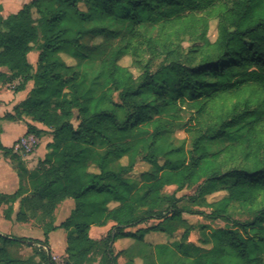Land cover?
<instances>
[{"label":"trees","instance_id":"1","mask_svg":"<svg viewBox=\"0 0 264 264\" xmlns=\"http://www.w3.org/2000/svg\"><path fill=\"white\" fill-rule=\"evenodd\" d=\"M209 20L216 21L213 43L206 38ZM195 21L202 26L198 45L184 53L169 29ZM144 25L157 26L158 34L146 35ZM34 51L35 67L28 59ZM63 51L73 66L62 61ZM95 53L101 54V84L93 89L81 68ZM125 57L136 76L119 64ZM0 68L8 73L0 78L19 81L16 91L32 82L13 114L0 120L26 117L45 130L28 124L25 135H51L32 171L0 143L19 182L12 194H0L3 218L10 220L18 203L15 222L34 223L45 238L0 234V264H55L42 248L57 229L66 232L64 264H90L93 255L99 264L119 258L123 264H264V0H32L0 17ZM247 91L260 100L247 99ZM228 97L241 101L211 116V106ZM184 109L190 111L189 150L169 141ZM217 140L228 146L208 152L205 142ZM138 162L149 168L133 179ZM188 190L191 196L177 197ZM216 193L224 196L207 202ZM66 200L73 207L54 226L55 210ZM233 206L247 209L250 219L232 220ZM183 214L225 227L201 228L190 242L195 226ZM150 221L155 224L129 231ZM109 222L103 239L89 237L91 226ZM149 233L176 240L154 245L144 241ZM120 239L133 244L115 252ZM24 241L42 248L20 259L12 248ZM172 247L175 259L169 258Z\"/></svg>","mask_w":264,"mask_h":264},{"label":"crops","instance_id":"2","mask_svg":"<svg viewBox=\"0 0 264 264\" xmlns=\"http://www.w3.org/2000/svg\"><path fill=\"white\" fill-rule=\"evenodd\" d=\"M31 1L32 0H0V17L6 18L9 15L16 14L22 8L23 5L28 4ZM0 74L4 75L5 77L8 76L7 70L5 68H0ZM5 79L6 78H0V118H2L5 114H13L14 108L27 97L32 87V82H29L24 90L16 91L15 87L18 85L19 81L14 80L12 82H7ZM28 124H31L40 130H45L41 125L31 122L30 119L26 117H23L21 120L18 121L0 120V143L5 148H12L13 151L18 154L23 167L27 171H32L36 169L38 163L44 159L47 152L46 145L51 141V135L49 134V131L42 133L38 137L31 134L25 135ZM20 140H27L31 143V146L28 151H21L15 148L16 144ZM0 169L3 171L2 178L0 179V194H12L18 188V177L13 162L9 158L4 157L1 152ZM72 207L73 203L71 200H66L57 207L54 213V226H58L68 217ZM4 209V206L0 207V234L17 238L35 239L30 235L21 234L20 236H15L13 234L15 229L24 230L39 228L38 226H34L32 222H15L14 216L18 210V203H15L13 206L14 213L11 216L10 220H5L3 218L2 213ZM5 223L10 224V228H7L5 226ZM112 225L113 223L109 222L102 227L91 226L89 229V237L93 241H100L107 235ZM144 227L146 226L140 225L134 229H129V231L135 232L137 229ZM58 230L62 229H57L47 234V246L43 247V250L46 248L45 252L51 256L52 260L55 261V264H59V262L64 264L66 259V238L65 241L62 242L60 247H55L52 241L50 240V235L57 232ZM162 235L163 234L160 233H149L144 236V241L154 245L167 243L170 238ZM35 240L43 242L45 240L44 235L43 238ZM132 244L133 240L131 239H120L113 244V249L115 252H119L128 248ZM21 247H23V245H20L18 247L14 246L12 248V251L16 252L17 255L22 259H26L27 257L32 255L27 252V250H21ZM28 248L32 253V247ZM122 263H124V259L119 258L118 264ZM90 264H99V257H95ZM135 264H141V261L139 259H136Z\"/></svg>","mask_w":264,"mask_h":264},{"label":"rangeland","instance_id":"3","mask_svg":"<svg viewBox=\"0 0 264 264\" xmlns=\"http://www.w3.org/2000/svg\"><path fill=\"white\" fill-rule=\"evenodd\" d=\"M200 18V17H197ZM202 18V17H201ZM198 22H190V24H185V25H177L175 27H173L172 29H169L170 33L172 34L170 39L173 42L174 45L180 47L184 53H187V51L195 45H198L197 40H195V38H199V33L201 32V25L197 24ZM141 30L148 36L154 37L156 36V34H158V27L157 26H152V25H144L141 27ZM196 30V33H193V31ZM168 31V30H167ZM168 31V32H169ZM206 38L211 42H215L216 38H217V30H216V21L215 20H209L208 22V30L206 32ZM195 40V41H194ZM37 56V52L34 51L32 52L29 56L28 59L30 61V63L35 67L36 64V57ZM60 58L62 59V61H64L68 66H73L75 64V61L73 59H71L66 53L65 51H63L60 54ZM100 58H101V54L100 53H95L93 54L90 59H88L87 61L84 62L81 70L82 72L86 75V82L87 85L90 86L93 89H96L100 86L101 81L97 78L98 73H99V68H100ZM119 64L123 67H127L130 68L131 72L136 76L138 74V71L134 68H131V59L129 57H125L123 58ZM244 96L249 99L250 101L253 102H257L258 100H260V95L256 94L254 92L251 91H247ZM114 101H116L115 96L113 97ZM236 101H241L240 99L237 98H225L222 99L220 101H217L215 104H213L212 107V111H211V116H214L216 114H219L221 112H228L231 110L233 103H235ZM181 121L179 123V127L178 129H176L174 132H172L169 135V141L172 143L173 146H179V145H183L185 150H189L191 147V141H192V134L189 131V125L186 124L189 115H190V111H188L187 109H184L183 111H181ZM74 126L76 125V122H73ZM264 138V137H263ZM264 141V139H263ZM205 146L206 149L208 150V152L210 153H215L218 152L220 150H223L224 148H226V146H228V143L225 140H217V141H206L205 142ZM98 149L101 150V146H98ZM240 160V159H239ZM121 163L123 165L126 164V160L123 159L121 161ZM14 168L16 166L15 162L13 163ZM110 168L112 170H116L118 168V164L115 160H111L110 161ZM149 168V166L146 163L143 162H138L134 168V170L132 171V173L130 174V177L133 179H138L139 175L146 171ZM3 171L0 169V179L2 178V173ZM2 181V180H1ZM3 182V181H2ZM1 183V182H0ZM137 186L134 187V189H136ZM167 193H171L173 192L174 188L173 187H168L165 189ZM193 194V192L191 190L188 191H184L181 193L177 194V197H181V196H191ZM224 196V193H216L213 194L211 196L207 197V202H215L218 201L219 199H221ZM203 212H208L209 210L207 208H203L201 209ZM183 217L190 223L193 224L195 226V229L193 230V232L189 235L188 240L190 242H196V240L198 239V237L201 234V228H203L204 232H210V231H214L220 228H224L225 227V223L220 221V220H216V221H211L208 220L206 217L204 216H196V215H189V214H183ZM250 212L247 211V209L244 208H240L238 206H233L230 209V218L234 221H239V222H244L246 220L250 219ZM7 228H10V224L5 223ZM34 226H36L34 223H32ZM155 224L154 221H150L147 224H145V226H151ZM13 234L15 236H20L21 234L23 235H30L35 239H41L43 238V232L40 228H33V229H24V230H20V229H15ZM66 233L64 230H58L57 232L53 233L50 235V240L52 241L53 245L55 247H60L62 242L65 241V237ZM163 236V235H162ZM34 240V239H31ZM173 240H176V238H170V240H168V242H171ZM23 245V247H21V250H27V252H29L30 254L35 253V250H39V248H42L40 245H35L32 242L29 243V241H24L21 243ZM27 245H29L30 247H32L33 252H30V249L28 247H26ZM43 249V248H42ZM46 249V248H45ZM44 249V250H45ZM20 250V251H21ZM171 252H173V254L171 256H169V258L171 259H175L176 255H175V247L171 248ZM96 255H93L91 258H95ZM22 259V258H20ZM53 262L55 263V261L53 260ZM263 262H264V258H263ZM59 264H63L60 263ZM123 264V263H122Z\"/></svg>","mask_w":264,"mask_h":264},{"label":"built area","instance_id":"4","mask_svg":"<svg viewBox=\"0 0 264 264\" xmlns=\"http://www.w3.org/2000/svg\"><path fill=\"white\" fill-rule=\"evenodd\" d=\"M30 146H31V143L29 141H27V140H20L16 144L15 148L17 150H21V151H28L29 148H30Z\"/></svg>","mask_w":264,"mask_h":264},{"label":"water","instance_id":"5","mask_svg":"<svg viewBox=\"0 0 264 264\" xmlns=\"http://www.w3.org/2000/svg\"><path fill=\"white\" fill-rule=\"evenodd\" d=\"M29 243H31V242H29Z\"/></svg>","mask_w":264,"mask_h":264}]
</instances>
